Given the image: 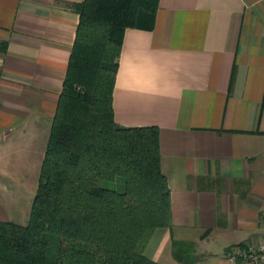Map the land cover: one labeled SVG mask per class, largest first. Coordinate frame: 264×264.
<instances>
[{
	"label": "crops",
	"instance_id": "1",
	"mask_svg": "<svg viewBox=\"0 0 264 264\" xmlns=\"http://www.w3.org/2000/svg\"><path fill=\"white\" fill-rule=\"evenodd\" d=\"M83 1L0 0V222H28L16 161L36 151L40 173ZM112 108L120 127L159 129L171 226L145 255L245 264L228 257L264 240V0H160L151 30L124 32Z\"/></svg>",
	"mask_w": 264,
	"mask_h": 264
},
{
	"label": "trees",
	"instance_id": "2",
	"mask_svg": "<svg viewBox=\"0 0 264 264\" xmlns=\"http://www.w3.org/2000/svg\"><path fill=\"white\" fill-rule=\"evenodd\" d=\"M160 0H84L28 222H0V264H157L171 226L157 127H120L112 94L124 32L151 30ZM121 181V191L108 184ZM178 243L172 254L178 261Z\"/></svg>",
	"mask_w": 264,
	"mask_h": 264
},
{
	"label": "rangeland",
	"instance_id": "3",
	"mask_svg": "<svg viewBox=\"0 0 264 264\" xmlns=\"http://www.w3.org/2000/svg\"><path fill=\"white\" fill-rule=\"evenodd\" d=\"M40 147V150H39V153L41 151V146H38V149ZM36 149H37V146H36ZM37 152L36 151H33L32 154L30 155L29 158H26L28 156H26L25 158L21 159L20 157V160L16 161V163H19V164H23L25 166H23V170H21V172L25 175H21V176H17L15 179H14V182H16L15 186H18L19 185V190L16 188L14 189V197H16V200H14V204L16 203H25L26 200L29 198V196L32 195V199L34 198V194H31V191H34L33 193H35L36 191V186H37V183H38V175L39 173L37 172L38 170L34 169L33 166H34V163L36 161L33 160L36 156ZM31 162V165H29V162ZM15 164V161L14 163ZM11 179V177H10ZM20 186H22V188H20ZM24 186H30V188L27 189L24 187ZM121 181L120 179L117 180V184H108L107 187L109 189H115L116 191H121ZM32 202V200L30 201V203ZM264 214V213H263ZM262 215V214H261ZM259 222V225L262 226L260 224V221ZM262 242V241H261ZM245 245V244H244Z\"/></svg>",
	"mask_w": 264,
	"mask_h": 264
},
{
	"label": "built area",
	"instance_id": "4",
	"mask_svg": "<svg viewBox=\"0 0 264 264\" xmlns=\"http://www.w3.org/2000/svg\"><path fill=\"white\" fill-rule=\"evenodd\" d=\"M259 221L264 226V214L260 215ZM228 259L231 263L240 260L245 264H264V240L257 244L245 243L232 247Z\"/></svg>",
	"mask_w": 264,
	"mask_h": 264
}]
</instances>
